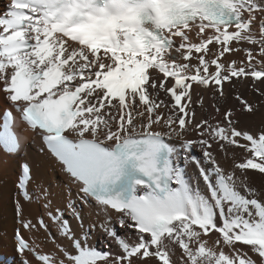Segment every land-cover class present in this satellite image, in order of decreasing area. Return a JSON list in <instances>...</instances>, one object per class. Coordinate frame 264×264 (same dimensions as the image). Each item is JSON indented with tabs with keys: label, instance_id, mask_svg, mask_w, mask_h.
Instances as JSON below:
<instances>
[{
	"label": "snow or ice",
	"instance_id": "snow-or-ice-1",
	"mask_svg": "<svg viewBox=\"0 0 264 264\" xmlns=\"http://www.w3.org/2000/svg\"><path fill=\"white\" fill-rule=\"evenodd\" d=\"M233 52L244 58L224 59ZM247 80L260 99L237 94L230 104L224 85ZM194 85L211 90L221 119L197 121L193 105L204 109L205 101L199 93L193 100ZM0 96L10 106L0 133L5 153L22 147L14 111L80 202L103 215L99 227L117 249L95 247L97 225L83 228L70 193L80 231L53 211L25 161L18 196L42 205L55 234L18 199L20 226L43 230L53 245L46 250L17 229L21 264H32L26 253L36 264H264V190L247 175H264V127L238 126L264 107V0H8L0 11ZM226 146L247 155L222 166L216 149L227 157ZM194 147L203 163L191 156ZM180 159L196 164L194 183Z\"/></svg>",
	"mask_w": 264,
	"mask_h": 264
},
{
	"label": "bare ground",
	"instance_id": "bare-ground-1",
	"mask_svg": "<svg viewBox=\"0 0 264 264\" xmlns=\"http://www.w3.org/2000/svg\"><path fill=\"white\" fill-rule=\"evenodd\" d=\"M7 3L8 0H0V11L4 9ZM244 47L249 46L245 45ZM243 58V52L229 53L224 57V59L227 61L236 60L237 62ZM250 84V80L243 82L236 81L233 85L226 83L224 85V90L229 95V103L232 105L237 104L234 99L235 95L237 94H240L249 100L258 101L260 98L253 94ZM256 84L259 85V82L257 81ZM197 93L202 95L205 101L204 109L198 105H193L195 107L197 121H199L201 118L210 117H215L216 120L221 119L220 115L217 114L215 109L212 107L213 97L211 95V90L206 91L194 85V101L197 99ZM163 95L164 94L161 93V96ZM8 107L9 105L7 102L2 96H0V125L2 112ZM236 114L240 115L239 112ZM238 126L245 128L250 132L257 131L259 128L264 127V107L257 104L256 111L251 114H245V116L241 117ZM13 128L19 134V141L22 147L18 154H5L0 149V255H4L6 257L13 256L18 259V261L15 260L13 264H20L19 260L23 257L15 254V243L13 240L15 229L20 228V226L16 224V219H18V217L15 205L18 199L20 203L25 206V208L30 207L34 215H42L45 219V222L49 223L50 230L53 232V234H55V227L52 225L51 221L48 220L42 205L38 202L29 204L18 196V190L15 188V183L18 180L20 173V164L27 161L32 165V180L35 183H41L43 187L48 189L53 205V211L58 207L65 215L72 214V211L67 208L69 193L71 195L72 201L80 202V200L78 198L76 186L69 182L68 176L62 171V166L44 150L42 144L39 141V136L35 135L32 130L27 129L24 125H22L17 116L15 118ZM171 143L178 144L179 142L172 141ZM226 147L228 148L227 157L225 153L221 152L219 149H216L217 158L222 166L231 168L233 157L237 162H239L247 155L243 149L234 148L232 146ZM196 149L198 150L197 154L200 155V158L198 159L201 161L202 153L198 148ZM205 167H207V165H205ZM236 171L239 174V170L237 169ZM187 175L189 183H194L195 179H199V170L194 162L189 161ZM247 175L253 187L258 190H264V175L252 170H249ZM34 186V183H30L28 186V191L32 192ZM200 187L203 189L202 180H200ZM81 208L82 209L79 212V215L83 221V228H89V226L93 224L97 225L93 235L94 245L98 246V239L101 238L109 244L110 251L115 252L117 250L115 243L108 239L105 236V233L99 227V223L104 219L103 215L97 213V209L94 204L92 207H88L82 203ZM35 222L36 221L33 220V223ZM111 223L113 226H116V229L119 233L123 234L124 229L119 228L115 216H113ZM80 228L81 226L77 225L75 221L72 220V229L76 232H79ZM21 233L25 239L29 241L32 237H35L37 242L40 243L41 246L46 250L53 247L51 241L45 239L46 233H44L43 230L40 232H28L21 230ZM215 239L216 236H213V241H215ZM240 247L247 249V246ZM224 250L228 251L227 248ZM25 255L26 258L32 262V264H36V261L32 258L30 253H26ZM0 264L6 263L0 261Z\"/></svg>",
	"mask_w": 264,
	"mask_h": 264
},
{
	"label": "rangeland",
	"instance_id": "rangeland-1",
	"mask_svg": "<svg viewBox=\"0 0 264 264\" xmlns=\"http://www.w3.org/2000/svg\"><path fill=\"white\" fill-rule=\"evenodd\" d=\"M196 149V148H195ZM197 150V149H196ZM198 151V150H197Z\"/></svg>",
	"mask_w": 264,
	"mask_h": 264
}]
</instances>
